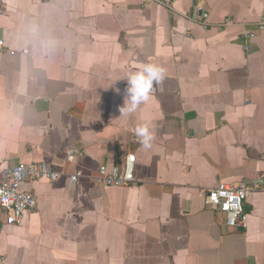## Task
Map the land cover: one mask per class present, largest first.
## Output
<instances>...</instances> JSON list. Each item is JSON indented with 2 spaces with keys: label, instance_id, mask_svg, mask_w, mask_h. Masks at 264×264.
Instances as JSON below:
<instances>
[{
  "label": "crops",
  "instance_id": "0c3cea01",
  "mask_svg": "<svg viewBox=\"0 0 264 264\" xmlns=\"http://www.w3.org/2000/svg\"><path fill=\"white\" fill-rule=\"evenodd\" d=\"M3 2L0 162L60 177L25 184L38 205L19 225L1 218L0 264H264V30L246 37L264 0ZM146 63L164 79L121 112L126 74ZM128 155L132 185L97 184ZM220 184L256 187L246 228L206 205Z\"/></svg>",
  "mask_w": 264,
  "mask_h": 264
},
{
  "label": "built area",
  "instance_id": "2783aa9c",
  "mask_svg": "<svg viewBox=\"0 0 264 264\" xmlns=\"http://www.w3.org/2000/svg\"><path fill=\"white\" fill-rule=\"evenodd\" d=\"M145 3H161L172 8L174 0H144ZM4 2L0 0V15L4 13ZM192 18L199 22H204L202 11L196 10ZM264 30V21L261 22L257 30L247 32L248 39H254L258 31ZM6 50L4 39H0V53ZM83 150L71 147L66 156L69 163L75 162L76 158L81 156ZM136 156L128 155L123 167L101 166L96 177L97 184L104 187H128L135 182ZM60 174L52 170L45 162L32 164H19L14 167L3 165L0 162V223L2 217L7 225H19L24 215L37 208V198L25 189V184L29 181L49 180L55 182ZM81 177L77 172L69 177L72 183H75ZM256 187H250L247 184L230 186L220 184L210 189L206 193V205L226 217L228 226L246 228L247 216L244 213V204L254 193ZM264 192V190H263Z\"/></svg>",
  "mask_w": 264,
  "mask_h": 264
},
{
  "label": "clouds",
  "instance_id": "9594fccd",
  "mask_svg": "<svg viewBox=\"0 0 264 264\" xmlns=\"http://www.w3.org/2000/svg\"><path fill=\"white\" fill-rule=\"evenodd\" d=\"M164 79V69L156 64H143L139 70L126 74V87L124 89L125 102L121 112L134 113L149 99L155 85ZM135 136L145 149L152 146L154 133L148 122L138 124Z\"/></svg>",
  "mask_w": 264,
  "mask_h": 264
}]
</instances>
